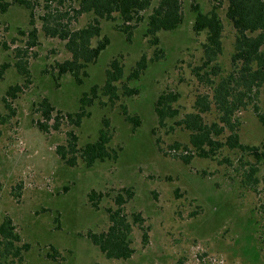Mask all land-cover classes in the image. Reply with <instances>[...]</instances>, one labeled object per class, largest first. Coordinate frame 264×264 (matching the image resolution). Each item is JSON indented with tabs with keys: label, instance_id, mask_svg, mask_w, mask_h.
<instances>
[{
	"label": "rangeland",
	"instance_id": "obj_1",
	"mask_svg": "<svg viewBox=\"0 0 264 264\" xmlns=\"http://www.w3.org/2000/svg\"><path fill=\"white\" fill-rule=\"evenodd\" d=\"M196 1L204 12L213 7L212 0ZM43 2L35 0L34 4L39 39L32 47H26L29 11L18 4L5 12L0 8V224L10 216L22 242L30 244L23 264H264V160L228 146L214 157H200L185 150L189 131L176 124L195 111L199 94L212 91L194 73L202 64L207 33L194 31L193 0H182V25L160 33L163 55L149 61L138 80H128V76L142 55L151 58L155 51L144 36L146 22L128 42L113 22L102 21L101 36L110 43L88 67L82 84L70 74L58 76V63L70 53L62 40L42 31L38 16L43 14ZM226 6L224 2L218 9L224 23L223 53L218 58L223 75L231 70L236 36ZM91 19L92 14H84L72 20L71 26L78 29ZM120 56L124 77L118 83V99L111 102L101 94L88 108L90 115L75 125L76 120L70 119L79 111V98L91 87L104 84L110 61ZM19 60L27 61L31 81L18 97L7 96L6 103L3 98L8 88L24 83L15 67ZM122 84L138 93L124 95ZM169 90L180 93L175 104L180 114L160 126L155 101ZM44 98L62 112L61 127L48 133L38 128L43 119L37 107ZM256 102L264 112V96ZM123 106L139 117L135 129L126 120ZM218 117L214 106L205 114L209 123ZM234 118L241 142L264 151V124L253 105L237 111ZM104 119L113 129L110 146L119 150L117 160L90 168L82 162L66 165L56 147L66 141L67 132L74 130L80 145L95 141ZM176 142L182 145L180 151L170 147ZM190 152L189 164L178 157ZM251 167L258 169L259 184L247 180ZM122 188L133 191L125 213L131 220L139 213L142 221L133 224V255L110 259L87 234L108 228L107 208L114 207L113 196ZM92 189L107 194L99 208L88 201ZM53 248L55 260L47 255Z\"/></svg>",
	"mask_w": 264,
	"mask_h": 264
},
{
	"label": "trees",
	"instance_id": "obj_2",
	"mask_svg": "<svg viewBox=\"0 0 264 264\" xmlns=\"http://www.w3.org/2000/svg\"><path fill=\"white\" fill-rule=\"evenodd\" d=\"M37 1L39 3V0ZM155 1L44 0L43 14L38 16L42 31L47 37L62 40L70 53L67 59L58 63V76L70 74L79 84L88 77V67L97 61L110 43L108 37L101 36L102 21L113 22L114 28L123 33L128 42H132L136 29L146 22L144 36L155 51L151 58L142 55L128 76V80H138L147 69L149 61H156L163 55L160 48V33L173 31L184 21L182 0H157L156 3ZM224 2L227 3L226 17L236 33L231 55V70L226 75L222 74L221 65L218 63V58L223 53L224 35V23L218 9ZM212 3L213 7L208 12L202 11L196 0H193L192 4L195 12L194 31L207 33L206 41L203 43L202 64L194 69V73L200 82H206L212 91L199 94L194 105L195 111L185 114L176 121V124L189 131V143L184 146L185 150H190L200 157H214L219 149L228 146L231 149L249 152L258 161L264 160V151H260L258 146L241 142L234 118L237 111L253 105L258 119L264 124V112L256 102L260 95L264 96V0H212ZM12 4L23 6L29 11L31 28L27 32L26 47L36 46L39 38L34 12L35 0L11 2L0 0L1 11L5 12ZM149 10L150 13L146 16ZM84 14H92V19L83 27L74 30L71 26L72 20L76 21ZM94 39H98L96 44L93 43ZM15 67L24 83H17L8 88L3 98L6 103L7 96L18 97L24 85L31 81L27 61L19 60ZM123 77L124 65L121 56L115 57L109 63L104 84L91 87L79 98V111L71 116V122L76 120L75 125L79 126L83 118L90 115L88 108L94 105L101 94L115 102L119 97L118 83H122ZM122 89L126 96L138 93V89L125 84H122ZM179 98L180 93L174 90L164 91L157 97L155 112L160 126H165L168 120L179 116L180 111L175 105ZM213 106L219 117L218 120L209 123L205 114L211 111ZM37 110L43 119L38 122L41 132L48 133L50 129L58 130L61 127L62 112L47 98L39 103ZM123 114L126 120L133 124L134 129L139 126V117L128 113L125 106ZM66 135V141L56 147L57 155L66 165L74 167L82 162L90 168L98 162L115 161L119 157V150L110 146L113 129L108 119L103 120V126L95 141L80 145L79 136L74 130H69ZM158 146L161 150L159 143ZM170 147L180 151L182 145L176 142ZM192 152L179 153L178 157L189 164L193 157ZM257 171L256 167H251L248 172L247 180L252 185L259 184L261 180L255 176ZM262 180L264 181V176ZM105 195L107 194L101 190L92 189L87 198L94 208H99ZM132 197L131 188L118 190L113 196L114 207L107 208L108 228L87 234L90 241L107 258L128 259L135 252L132 245L133 224L142 221V216L139 213L134 214V220H131L125 213V204ZM146 236L145 233L144 237ZM29 248V243L22 242L13 219L5 216L0 224V264H23ZM56 253L53 248L47 255L55 260Z\"/></svg>",
	"mask_w": 264,
	"mask_h": 264
}]
</instances>
